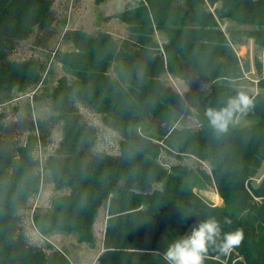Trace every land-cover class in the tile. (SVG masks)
<instances>
[{"label": "trees", "instance_id": "trees-1", "mask_svg": "<svg viewBox=\"0 0 264 264\" xmlns=\"http://www.w3.org/2000/svg\"><path fill=\"white\" fill-rule=\"evenodd\" d=\"M54 3L0 0V104L13 90L26 92L43 82L40 62L11 56L35 29L36 45L49 47L55 35ZM117 18L131 35L121 44L108 33L66 31L64 39L74 51L59 52L56 60L73 79L38 98L50 102L63 131L45 170L58 189L70 190L53 212L34 214L38 231L44 237L77 233L81 242L93 246V228L105 208L104 252L98 264H166L162 253L167 243L215 215L222 224L230 222L225 231L242 229L243 240L227 254L210 249L204 264H264V177L254 183L264 164V93L249 97L250 108L232 120L251 118L250 125L230 122L226 132H218L205 114L240 92L231 84L243 77L231 43L253 40L264 48V0H131ZM224 21L249 29L235 27L227 36L220 27ZM156 32L167 42L160 45ZM185 65L214 84L211 91L191 88L182 96L161 80L168 72L189 84ZM260 85L264 91V79ZM79 104L120 134L118 156L90 154L97 131L80 114ZM187 113L195 116L198 129L175 128L167 136L150 124L156 119L176 126ZM5 117L0 114V264H72L60 251L47 253L32 244L21 227L19 211L40 186V163L34 157L40 139L34 135L36 123L25 129ZM24 133L30 135L23 144L17 136ZM162 152L206 162L211 174L184 166L169 171L156 160ZM124 184L161 188L144 196L126 191ZM207 185H215L222 206L194 192Z\"/></svg>", "mask_w": 264, "mask_h": 264}, {"label": "rangeland", "instance_id": "rangeland-1", "mask_svg": "<svg viewBox=\"0 0 264 264\" xmlns=\"http://www.w3.org/2000/svg\"><path fill=\"white\" fill-rule=\"evenodd\" d=\"M130 1L107 0L103 4L97 5L95 0H55L53 5L56 17L55 35L51 39L49 47L44 49L36 45L39 31L35 29L28 40L16 44L15 51L11 56V60L14 61L40 62L43 82L26 92L18 89L13 90L6 95L3 103L0 104V114L6 116L7 122H21L25 129H27V126L30 127V122L36 123V130L38 131L34 135L40 139L34 151V157L40 163V186L26 206L19 211L21 227L26 231L32 244L41 247L47 253H51L52 250L60 251L72 264H98V257L104 252L108 211L105 208L100 211L93 228L95 237L93 246L81 242L77 233H54L44 237L38 231L33 219L34 214L53 212L56 205L61 203L70 192L68 188L58 189L50 173L45 170L48 160L55 156L63 140V131L62 124L56 123L53 119L54 113L51 110L50 102L38 100V98L46 90L53 89L61 83H70L73 79L69 70L56 60L57 53L74 51L73 45L64 39L66 31L81 29L91 35L108 33L121 44L129 39L131 35L126 24L119 20L117 16L125 10L126 4ZM220 27L227 36L228 30L235 27L249 29L247 26L240 27L230 21L221 22ZM155 38L160 45L167 42L166 36L160 32H156ZM231 46L238 56L243 73L241 79L231 82L232 86L238 91L245 92L249 97L264 93L260 85L261 80L264 79V48L258 47L253 40H246L244 45L231 43ZM111 75L115 76V73L111 72ZM161 80L166 85L173 87L182 96L191 91L190 84L168 72L161 76ZM214 86V84L206 83L203 91L208 93ZM78 108L85 121L97 131L96 141L89 150L90 154L118 156L120 154L119 145L122 140L120 134L107 128L101 115L82 104H79ZM252 123L251 118L242 117H237L231 122L232 125L237 127H244ZM182 127L198 129L200 125L193 114L187 113L183 122L176 125V128ZM143 129L144 127L141 126L138 131L143 132ZM29 135L30 133L18 135V142L24 144ZM156 160L169 171L176 166H184L194 170L199 168L205 170L208 174H211L212 171L208 163L198 161L194 157L176 159L166 152H162ZM263 177L264 164L259 175L254 179L255 185H258ZM152 188L154 191L161 187L158 184H153ZM194 192L214 206L223 205L215 185L195 188Z\"/></svg>", "mask_w": 264, "mask_h": 264}, {"label": "clouds", "instance_id": "clouds-1", "mask_svg": "<svg viewBox=\"0 0 264 264\" xmlns=\"http://www.w3.org/2000/svg\"><path fill=\"white\" fill-rule=\"evenodd\" d=\"M251 105L249 96L240 91L229 97L223 107L208 108L205 114L214 129L226 132L234 115L247 111ZM228 223L225 219L222 224L215 215L199 221L190 232L167 243L162 253L163 260L166 264H204L210 249L227 254L243 240L242 229L224 230V224Z\"/></svg>", "mask_w": 264, "mask_h": 264}, {"label": "water", "instance_id": "water-1", "mask_svg": "<svg viewBox=\"0 0 264 264\" xmlns=\"http://www.w3.org/2000/svg\"><path fill=\"white\" fill-rule=\"evenodd\" d=\"M185 75L193 91L198 92L204 90L206 83L203 79L196 76L188 65H185ZM150 124L161 130L167 136L170 135L176 128L175 125H170L165 121H160L156 119H152V121H150ZM123 188L126 191L136 195L148 196L151 195L153 192L152 184H149L146 188H138L137 186L124 184Z\"/></svg>", "mask_w": 264, "mask_h": 264}]
</instances>
